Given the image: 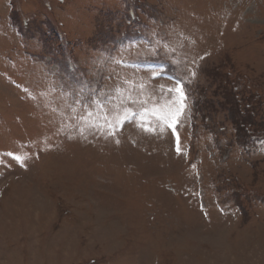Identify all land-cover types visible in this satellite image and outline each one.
Here are the masks:
<instances>
[{"label":"rangeland","instance_id":"rangeland-1","mask_svg":"<svg viewBox=\"0 0 264 264\" xmlns=\"http://www.w3.org/2000/svg\"><path fill=\"white\" fill-rule=\"evenodd\" d=\"M0 264H264V0H0Z\"/></svg>","mask_w":264,"mask_h":264},{"label":"snow or ice","instance_id":"snow-or-ice-1","mask_svg":"<svg viewBox=\"0 0 264 264\" xmlns=\"http://www.w3.org/2000/svg\"><path fill=\"white\" fill-rule=\"evenodd\" d=\"M155 78H157L156 75L153 76V79ZM182 88H183L182 82L178 81L177 86L174 89H169V91L174 92L178 96V99L176 100V104L173 105V107L169 108L166 112L164 111L163 108H160L158 110H153V115L156 116L157 119H159L160 121L164 122L167 127L172 128L173 131H175L176 125L179 123V118L183 114L185 107L184 100L186 99V97L182 91ZM93 103L95 104L96 101H93ZM135 115L136 114L134 112L127 113L123 118L125 119V121H127L128 119L133 118ZM141 119H142V126H145L143 122V117H141ZM177 150L179 151V148ZM16 159L18 161L20 160L19 157H17Z\"/></svg>","mask_w":264,"mask_h":264}]
</instances>
